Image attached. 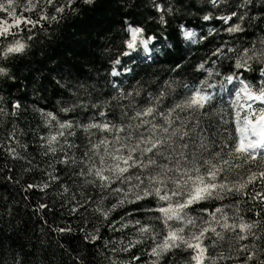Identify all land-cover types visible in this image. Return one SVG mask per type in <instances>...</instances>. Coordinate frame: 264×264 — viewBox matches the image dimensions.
I'll return each instance as SVG.
<instances>
[{"label": "snow or ice", "instance_id": "obj_1", "mask_svg": "<svg viewBox=\"0 0 264 264\" xmlns=\"http://www.w3.org/2000/svg\"><path fill=\"white\" fill-rule=\"evenodd\" d=\"M80 3L92 4L94 0ZM208 3L213 8L222 5L224 8L215 16L209 12L202 19L221 21L226 26L223 31L229 35L246 31V17L250 22L256 19L249 16L255 0H239L234 5L228 0H208ZM155 7L162 13L160 24H166L165 16L172 12L171 6L155 4ZM228 7L232 10L226 12ZM78 10L77 0H23L22 4L17 0H0V12L11 18H0V77L14 79L3 62L26 53L30 48L27 41L40 33L49 35L53 24L59 25ZM260 11L264 12V7ZM26 12L34 16L24 15ZM23 31L29 33L26 40L18 38ZM124 31L123 46L111 60L110 78L131 72L127 64L136 59L133 53L139 49L146 54L155 49L156 36L146 35L142 26L125 21ZM216 32L217 29L210 28L200 39ZM180 33L186 40L199 42L195 39L197 33L183 24ZM121 57L130 59L122 66ZM225 60L230 62V68L222 72L218 65ZM180 67L177 64L172 71ZM193 71L199 73L193 83L169 79L156 92H145L140 81L125 92L115 80L109 79L114 93L98 103L89 102L98 111L88 115L85 122L80 121L76 110L83 112L89 107L81 97L91 95L88 89L95 90V85L76 81L71 70L64 75L57 73L49 84L58 95L67 93L75 97L59 107L58 112L74 113L76 118L62 120L57 112L37 109L45 125L56 128L41 137L45 142L42 147L47 149L44 154L62 152L57 163L70 169L71 177L82 181L81 188L91 185L96 190L95 200L91 196L77 199L73 193L68 211L77 219L84 217L86 223L88 213L94 214L97 221L93 228L80 230L84 233L82 242L96 247L100 242L109 253H132L123 264H264V39L240 49L225 39L194 65ZM248 72H258L260 79L250 82L245 76ZM229 85L236 135L225 137L226 142L222 143L220 121L215 120L222 110L214 105L219 93L210 89L219 87L222 93ZM177 86L184 91L174 97ZM142 93L145 99L138 101ZM112 101H116L115 106ZM11 108L15 116L22 105L15 102ZM4 114L5 109L0 106V116ZM78 130L86 134L83 145L70 139ZM11 139H15L14 132ZM0 148L4 144L0 143ZM72 149L79 150L80 156L75 152L69 154ZM8 152L13 158L18 155L14 148ZM47 176V182L28 184L25 190L43 191L51 182L60 181L55 168ZM61 187L64 193L70 191L66 184ZM105 201L109 203L105 205ZM245 204L247 208L241 207ZM48 208V204L40 203L36 210ZM257 208L258 211L254 210ZM118 211L119 215L112 217ZM249 212L252 218L245 219ZM128 216L134 219L127 220ZM155 222L162 228L157 229ZM46 223L42 219V224ZM101 226L113 232L131 226L135 232L116 241L102 237ZM50 230L61 235L74 233L70 224ZM147 241L151 244L144 251L152 258L150 261L133 252ZM105 258L109 264H121L118 257ZM73 259L77 264H86L80 254Z\"/></svg>", "mask_w": 264, "mask_h": 264}, {"label": "trees", "instance_id": "obj_2", "mask_svg": "<svg viewBox=\"0 0 264 264\" xmlns=\"http://www.w3.org/2000/svg\"><path fill=\"white\" fill-rule=\"evenodd\" d=\"M77 2L79 10L59 25L53 24L48 30L49 35H36L33 40L27 41L30 48L26 53L3 62L8 65L9 76L14 79L0 77V97H3L0 106L5 109V114L0 116V143L4 144V148H0V264H77L73 259L77 254L82 255L86 264H109L105 257H116L115 253H109L108 249L103 248L100 242H97L99 247L82 242L84 233L80 230L93 228L97 221L94 214L88 213L86 223L84 217L77 219L68 211L71 207L68 201L73 193L77 194V199L91 196L95 200L98 198L96 190L91 185L81 188L82 181L71 177V170L57 163L62 152L44 154L47 149L42 147L45 142L41 137L55 132L56 128L47 127L37 109L57 112L62 120L76 118L74 113L58 112L59 107L75 97L67 93L58 95L48 82L51 77L57 73L67 74L71 70L76 81L95 85V90L88 89L91 95L81 97L82 102L88 103L89 107L83 112L76 110L80 121L85 122L88 115L98 111L92 109L89 102L98 103L114 93L115 90L107 82L109 79L115 80L125 92L131 90L137 81L143 85L145 92H156L158 87L169 79H179L181 84H191L194 77L199 76V73L193 71L194 65L208 57L223 40H228L230 45L240 49L250 43L259 44V41L264 39V12L260 11L261 7H264V0H255V7L250 9L249 16L254 15L256 19L250 22L246 17V31L236 35L225 33L223 28L226 26L219 20L202 19L205 14L211 12L215 16L224 8L223 5L213 8L208 0H94L92 4H83L80 0ZM238 2L239 0H228L230 5ZM155 4L172 8V12L165 16L167 23L164 25L159 22L162 13L157 12ZM231 10V7L225 9L226 12ZM24 15L34 16V13ZM125 21L142 26L146 35H155V49L148 55L150 60H147L143 50L139 49L133 53L136 59L127 64L132 71L124 72L120 77L110 78L108 74L112 67L111 60L119 54L126 35ZM182 24L186 29L197 33L199 42H187L181 36ZM23 27L21 25V28ZM210 28L217 29V32L201 40ZM28 34L23 31L18 38L26 40ZM129 59L121 57L122 66L123 62ZM177 64H181V67L173 72L172 69ZM218 67L222 72H226L230 68V62L225 60ZM245 76L253 83L260 79L258 72H248ZM218 79L213 77V80ZM45 85L47 87L41 90ZM231 88L229 85L222 93L219 87L210 89L219 93L214 105L217 110H222L215 117V120L220 121L219 139L222 143L226 142L225 137L236 135L234 110L230 107ZM183 91L182 87L177 86L174 97ZM137 99L143 101L145 94L142 93ZM15 102H19L22 108L16 110V115L13 116L11 105ZM167 103L166 101L165 106ZM115 104L116 101H112V105ZM13 132L15 139H11ZM70 139L77 145H83L86 143V134L78 130L76 136ZM9 148L15 149L18 154L16 158L9 154ZM72 152H75L77 157L81 154L77 149L70 150L69 154ZM53 168L56 174L60 175V181L51 182L50 187L43 191L39 188L25 190L28 184L41 185L47 182V173ZM62 184L69 186L68 193L63 192ZM40 203L48 204L49 208L37 211L36 207ZM104 203L107 205L109 201ZM241 207L247 208V205ZM119 211L113 213L112 217H117ZM250 218L252 213L249 212L245 219ZM42 219L47 223L42 224ZM126 219L132 220L134 216H128ZM66 224H70L74 229L73 234L61 235L50 230ZM155 224L157 229L162 228L159 222ZM134 232L135 229L131 226L120 232L109 231L101 226V236L116 241L125 239L124 234ZM149 244L151 241L133 249V252L142 256ZM115 246L109 245L110 248ZM131 254L126 253L127 256ZM183 255L187 256L188 253Z\"/></svg>", "mask_w": 264, "mask_h": 264}, {"label": "rangeland", "instance_id": "obj_3", "mask_svg": "<svg viewBox=\"0 0 264 264\" xmlns=\"http://www.w3.org/2000/svg\"><path fill=\"white\" fill-rule=\"evenodd\" d=\"M17 3L18 4H22L23 3V0H17ZM17 12L19 13L20 12V8H17ZM24 14H28L27 12L26 13H24ZM0 18H4V19H9V20H11V18L10 17H8L7 16V14L6 13H3V12H0ZM195 39L196 40H198V36H196L195 37ZM186 40V39H185ZM187 42H191V43H193L191 40H186ZM149 47L151 48V45H149ZM145 54V57L147 58V60H150V58H149V54H146V53H144ZM257 107H259V105H257ZM125 236H126V238L125 239H127V238H129L130 236H131V234H124ZM117 246V245H116ZM115 255H116V257H118L119 258V260L121 261V264H123V262L125 261V260H127L128 259V257L129 256H127L126 255V253H115ZM142 257V259L144 260V261H150L152 258L150 257V256H148L147 255V253H145L144 255H142L141 256Z\"/></svg>", "mask_w": 264, "mask_h": 264}]
</instances>
